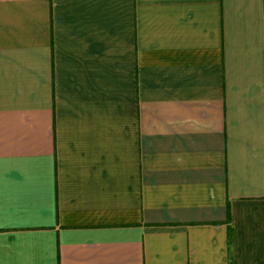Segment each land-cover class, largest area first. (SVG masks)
Here are the masks:
<instances>
[{
  "label": "crops",
  "instance_id": "crops-1",
  "mask_svg": "<svg viewBox=\"0 0 264 264\" xmlns=\"http://www.w3.org/2000/svg\"><path fill=\"white\" fill-rule=\"evenodd\" d=\"M0 264H264V0H0Z\"/></svg>",
  "mask_w": 264,
  "mask_h": 264
}]
</instances>
